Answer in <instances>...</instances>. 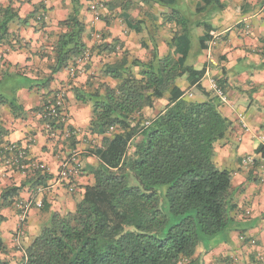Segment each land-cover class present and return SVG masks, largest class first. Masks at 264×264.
Instances as JSON below:
<instances>
[{
    "label": "crops",
    "instance_id": "obj_1",
    "mask_svg": "<svg viewBox=\"0 0 264 264\" xmlns=\"http://www.w3.org/2000/svg\"><path fill=\"white\" fill-rule=\"evenodd\" d=\"M78 1L85 29L82 40L90 54L97 53L91 54L83 69L74 76L70 75L73 67L70 65L52 75L53 80L47 87L41 86L50 75L52 46L63 31L59 23L69 14V0L13 2L11 9L17 16L8 26L7 37L0 39V95L9 102L15 100L22 108L13 115L8 104L0 106V124L6 131L0 148L4 143L24 145L31 138L29 157L45 167L42 173L44 178L48 177L42 184L29 181L30 177L6 169L0 156V195L8 188L19 189L11 205L0 207L4 218L0 233L7 248L0 259L7 264H21L24 248L46 224L50 213L72 212L84 187L93 183L89 171L97 160L90 152L101 145L103 136L90 132L91 105L77 101L74 92V89L87 91V78L97 76L101 70L100 61L106 55L92 49L99 43L118 41L132 57L146 60L153 45L163 57L173 52L172 41L180 39L189 41L185 48L186 66L204 72L200 86L214 94L211 82L218 86L217 82L221 83L224 97L220 112L231 128L226 138L215 145L214 163L220 169L231 171L236 205L230 232L213 242L208 251L199 248L192 264H260L259 258L264 259V156L258 152L262 148L259 141L264 139V0ZM7 3L0 0V7L6 8ZM33 12L36 17L27 18ZM124 13L138 23L140 33L127 28L121 18ZM40 18L43 23L38 22ZM207 28L212 31V38L203 47ZM246 29L248 34L244 33ZM140 42L146 48L139 49ZM175 85L187 90L189 82L180 78ZM58 90H64L67 126L74 134L67 137L61 134L57 140H51L40 110L46 99ZM161 100H156L153 108L143 110L142 114L149 118L155 116L167 103L159 104ZM241 116L247 132L240 124ZM72 153L77 154L76 164L65 167L69 172L68 182L76 188L69 192L59 174ZM246 157L256 160V165L244 164ZM20 201L32 202L22 220L17 207ZM37 202H42V208L35 207Z\"/></svg>",
    "mask_w": 264,
    "mask_h": 264
},
{
    "label": "trees",
    "instance_id": "obj_2",
    "mask_svg": "<svg viewBox=\"0 0 264 264\" xmlns=\"http://www.w3.org/2000/svg\"><path fill=\"white\" fill-rule=\"evenodd\" d=\"M15 1L0 7V39L7 37L17 16L11 9ZM69 1L43 88L52 75L75 65L87 51L80 3ZM35 17L33 12L27 18ZM121 18L128 29L140 33L138 23L127 14ZM207 30L203 47L212 38ZM188 43L172 41L173 52L163 57L153 45L146 60L126 50L119 55L123 47L118 41L92 49L114 57L102 61L97 76L87 78V91L74 89L77 101L91 105L90 132L103 136L101 145L90 152L97 160L89 171L93 183L84 187L72 212L50 213L24 248L21 264H192L199 248L208 251L230 232L236 209L232 173L217 167L214 155L231 123L220 112L222 99L200 86L204 72L186 66ZM138 48L146 44L140 42ZM180 78L188 79L187 90L175 85ZM165 95L167 103L155 116L142 114ZM5 104L13 115L22 110L15 100L0 95V106ZM5 134L0 124V138ZM258 152L264 156L263 148ZM41 173L34 171L28 180L42 184L48 177ZM18 191L12 187L2 192L0 207L11 205ZM3 220L0 215V224ZM6 250L0 233V257ZM0 264L7 263L0 259Z\"/></svg>",
    "mask_w": 264,
    "mask_h": 264
},
{
    "label": "built area",
    "instance_id": "obj_3",
    "mask_svg": "<svg viewBox=\"0 0 264 264\" xmlns=\"http://www.w3.org/2000/svg\"><path fill=\"white\" fill-rule=\"evenodd\" d=\"M245 34H248V30H244ZM90 57L89 50L85 51L84 54L78 58L75 61V66L70 69V75L74 76L78 71L82 70L83 67L86 65ZM2 59V55L0 53V61ZM212 90L215 96L223 99L224 94L222 90L218 87L216 82H211ZM40 115L42 119L45 122V128L48 133V137L51 140H57L58 136L64 135V136H70L74 134V131L69 129L67 126L68 123V113H67V107L65 102V93L64 90H58L56 91L45 104H43ZM147 124V123H146ZM240 124L244 131H248V127L246 123L244 122L243 117H240ZM1 140V138H0ZM261 147L264 149V139H261L260 141ZM32 144V139L29 138L25 142L24 145L16 144V143H4L1 145L0 148V156H1V162L3 163V166L10 170L14 171L16 173H19L26 177H31L34 173V171H41L43 172L45 167L42 164L34 162L29 157V147ZM77 161V154L72 153L69 157V159L63 164V170H61V174L59 176L63 179H65V182L67 184V189L69 192H74L76 186L72 182H68V171L65 167L66 164L75 165ZM243 163L246 165H254L255 160L251 157H246L243 160ZM262 167V166H261ZM259 173L262 177V171L259 170ZM35 207L40 209L42 208V202L34 203ZM32 206V202H23L20 201L17 203V207L21 211V220L25 218L26 214L30 210ZM259 263L264 264V259L259 258Z\"/></svg>",
    "mask_w": 264,
    "mask_h": 264
},
{
    "label": "rangeland",
    "instance_id": "obj_4",
    "mask_svg": "<svg viewBox=\"0 0 264 264\" xmlns=\"http://www.w3.org/2000/svg\"><path fill=\"white\" fill-rule=\"evenodd\" d=\"M0 17H1V13H0ZM147 43H150V41H146ZM193 42V44H195V42L194 41H192ZM101 43H99V45H100ZM97 46V45H96ZM137 47H138V45H137ZM118 50V49H117ZM122 50H123V48L122 49H120V50H118L119 51V55L121 54V52H122ZM97 52H94L92 55H94V54H96ZM91 54H90V56H91ZM112 56V55H111ZM176 57V56H175ZM105 59V60H104ZM103 60H104V62H109V61H113L114 60V57L112 56V57H109V59L108 58H104ZM100 64H102V60L100 61ZM164 101H166V99L165 98H163L162 100H161V102H159V104H162ZM159 104H157V107L159 106Z\"/></svg>",
    "mask_w": 264,
    "mask_h": 264
}]
</instances>
